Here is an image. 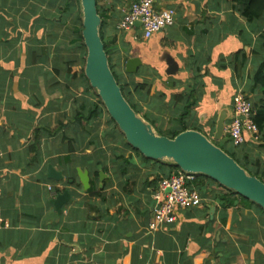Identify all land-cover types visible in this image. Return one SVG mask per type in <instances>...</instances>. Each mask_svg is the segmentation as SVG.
Returning <instances> with one entry per match:
<instances>
[{"label": "crops", "instance_id": "1", "mask_svg": "<svg viewBox=\"0 0 264 264\" xmlns=\"http://www.w3.org/2000/svg\"><path fill=\"white\" fill-rule=\"evenodd\" d=\"M129 1L99 5L104 37L115 40L114 66L123 84L133 82L140 116L176 128L195 101L186 122L210 124L237 94L253 105L262 98L254 75L264 61V20L248 22L231 0H157L175 22L145 40L141 29L118 28ZM71 8V0H0V264H264V210L242 201L224 208L212 181L205 193L197 188L201 207L178 210L174 224L150 232L154 193L175 168L114 142L107 114L79 122L95 98L73 45ZM133 58L142 66L130 78ZM136 84L148 86L135 93ZM260 134L239 154L264 179ZM50 165L63 181L47 177ZM79 169L101 195L84 190ZM96 172L106 176L103 189ZM65 191L71 200L58 212L51 202Z\"/></svg>", "mask_w": 264, "mask_h": 264}, {"label": "water", "instance_id": "2", "mask_svg": "<svg viewBox=\"0 0 264 264\" xmlns=\"http://www.w3.org/2000/svg\"><path fill=\"white\" fill-rule=\"evenodd\" d=\"M135 0L129 1V6ZM83 21V41L87 49L85 76L90 86L103 102L109 117L116 123L126 143L144 158L170 164L180 171L194 176H204L233 191L264 210V182L250 175L237 161L216 143L227 145V122L232 117L229 108H222L215 120L213 138L196 130H187L174 139L160 135L154 126L140 116L125 98L110 66V61L101 37L103 20L99 15L97 0H79ZM137 29L141 24L137 23ZM142 61L129 59L128 74L137 73ZM176 67L171 65V70ZM79 179L85 191L91 189L89 171L78 170ZM47 177L61 182L64 174L48 167ZM106 176L100 174L101 189ZM71 200L68 191L58 195L51 203L58 212Z\"/></svg>", "mask_w": 264, "mask_h": 264}, {"label": "built area", "instance_id": "3", "mask_svg": "<svg viewBox=\"0 0 264 264\" xmlns=\"http://www.w3.org/2000/svg\"><path fill=\"white\" fill-rule=\"evenodd\" d=\"M157 0H135L124 13L119 23V30L129 32L135 30L136 24H141L143 38L151 39L154 35L172 26L175 22V11L171 9L157 10ZM232 117L226 125V136L235 148H241L250 137L255 142L261 139L258 126L255 123L257 111L253 103L242 94H237L232 100ZM2 154H0V160ZM197 176L179 171L169 178L159 182L154 193L156 205L152 212L149 230L156 232L164 226L176 222V212L199 208L204 202L201 192L193 186ZM50 191L53 188L50 187ZM1 227V222H0Z\"/></svg>", "mask_w": 264, "mask_h": 264}, {"label": "trees", "instance_id": "4", "mask_svg": "<svg viewBox=\"0 0 264 264\" xmlns=\"http://www.w3.org/2000/svg\"><path fill=\"white\" fill-rule=\"evenodd\" d=\"M231 1H232V3H234L236 5V7L238 8V11H240L242 16L245 19H247L248 22H254L255 23V22L264 20V0H231ZM99 2H100V0H97L98 11H99V15L101 16V18L103 20V23H104V13L102 11V8L99 5ZM68 6L70 8V4H68ZM71 7H72L71 9H75L76 14H77L76 23H75L74 27L72 28L73 45H74L75 49L78 51L79 58L81 59V63L83 65L82 75H83L85 81L87 82V84L89 86V90H91L92 93H93L92 97L95 98V101L93 103H91L90 106H88V104H83V112L78 113V120H79L80 123H82V121L85 120V119H87V121L96 120L99 117H101L103 114H107L108 115V113L106 111V108H105L103 102L101 101V99L97 95L96 91L90 86V83H89L88 79L85 76L84 69H85L86 58H87V49H86V46L84 44L83 36H82L83 21H82V13H81V9H80L79 0H71ZM103 23H102V27H101V37H102V40H103L104 45H105V50H106V53H107L109 61H110V66H111L112 72H113V74H114L119 86L121 87L125 98L129 101V103L134 108V110L136 112H138V109L133 105V98H132L133 92H132V90L130 88V87H133V85H132L133 82H131L130 84H123V82L121 81L122 75L120 74L121 76L117 77V73H116L117 72V70H116L117 68L114 66V61H113V56H114V54H113V52H114L113 44L115 43V40H113L112 42H107L106 41V39L104 37L103 29H102L103 28ZM260 43H261V49H262V51H264V33L260 37ZM129 77L132 78L133 75L129 74ZM118 79H120V83H119ZM147 86H148V84L147 85L146 84H144V85L136 84V86L134 85L135 90H136L135 93H138V92L139 93H143V91L147 88ZM254 86L256 88L260 89L261 96H262V98L259 99L254 104L255 109L257 111V116L255 117V123L258 126L260 132L262 134H264V61L260 64V66L258 67V69H257V71H256V73L254 75ZM147 100L148 99H145V101H147ZM175 104H176V102L174 103V105ZM194 105H195V101H192L191 103L189 102L188 106L185 107L186 113L184 115H182L181 118L179 119V126L176 125L178 127L170 128L169 130H171L170 132H172V136H170V137L167 136V137H169L171 139H174L179 134H181V133H183V132H185L187 130L194 129V128L188 127V123L185 120V118L188 117V115H189L188 113L190 112V109ZM108 126H109V129H110L109 130V136L114 140V142H117L119 138L120 139L122 138V140H124L125 146L131 148L126 143V140L124 139L125 137L119 131L118 126L116 125V123L109 116H108ZM119 136H121V137H119ZM263 139H264V137H263ZM234 149H235V152L239 153V150L242 149V148L233 147V150ZM34 150L35 149H33V151ZM225 152L228 153L227 151H225ZM232 158H234V157H232ZM117 160L119 161V160H121V158L119 156H117ZM125 160H128V159L125 158ZM146 160H148V159H146ZM148 161H152V160H148ZM153 162L157 163V164H160V165H164L163 163H159V162H156V161H153ZM243 162L246 163L248 167L244 166L239 161L237 163H239V165H241L245 170H247V172L250 175H252L254 177H257L258 179H260L261 181L264 182V180H262L260 178L258 173L256 171H253L249 167V164L247 163V160H245V161L243 160ZM94 165L98 166V168L103 167L104 168L103 170L105 172L107 171V168H106L105 164L102 163V162L98 161V162L94 163ZM172 167L175 168V169H173V170H175V172L174 173H170L168 175V178L180 171V170H178L177 167H175V166H172ZM99 178H100V174H99V172H96L95 180H99ZM209 181H212V180L207 178V177H204V176H197L196 181L194 182L193 186L195 188L203 190V192L205 193V192H207L206 189H207ZM212 182H214V181H212ZM217 185H219V184H217ZM222 191H223V193H219L218 194V199L222 202V205H223L224 208H231V207L235 206V204H237V201H242L246 205H253L252 202L246 200L245 198L241 197L240 195H238L237 193H235L233 191H229V190H226V189H224ZM89 193L93 194V195H101V193H96L94 189H91Z\"/></svg>", "mask_w": 264, "mask_h": 264}, {"label": "rangeland", "instance_id": "5", "mask_svg": "<svg viewBox=\"0 0 264 264\" xmlns=\"http://www.w3.org/2000/svg\"><path fill=\"white\" fill-rule=\"evenodd\" d=\"M117 73V77H120L121 75L118 73V72H116ZM133 78V77H132ZM118 81H119V83H120V79H118ZM133 105L135 106V107H137L136 106V104L133 102ZM151 107V106H150ZM105 116H107V115H105ZM146 118H147V120H149L150 121V123H152L153 125H154V128L157 130V132L159 133V134H161V135H163V136H172V132H170L171 130H169L167 127H165L164 126V124H162V123H160V121H159V119H155V120H152V119H154L151 115H147L146 114ZM195 124L194 125H191V124H188V127H190V128H194V129H190V130H196V131H199V132H201V133H203V134H205L206 136H208L210 139H212L213 137V130H214V122L215 121H213L212 123H210V124H205L204 123V120H202L201 119V117L199 118V119H197V121H193ZM174 124L175 123H171V126H174ZM208 126L209 127H211V129H209L208 128ZM119 137H121V136H119ZM125 139V138H124ZM123 142H124V140H123ZM220 148H222L223 150H225V151H227L228 152V154L229 155H231L232 157H234L235 158V160H237V162L239 161L241 164H243L244 166H246V167H248L247 166V164L246 163H244L243 162V160L241 159V157H240V154L238 153V152H235V149L233 150V148H232V144H231V142L229 143V144H227V145H223V144H221V143H216ZM259 151V150H258ZM262 150H260V152H261ZM239 152H240V150H239ZM119 157L121 158V160H119V162L120 163H122V164H126V163H128L129 162V160H125V155H123V154H119ZM147 162V161H146ZM164 164V163H163ZM179 170V169H178ZM260 178L262 179V180H264L261 176H260ZM221 187V186H220ZM222 188V187H221ZM223 190H224V188H222Z\"/></svg>", "mask_w": 264, "mask_h": 264}]
</instances>
